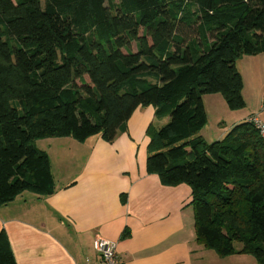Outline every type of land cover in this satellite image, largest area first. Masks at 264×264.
Instances as JSON below:
<instances>
[{"label":"trees","instance_id":"1","mask_svg":"<svg viewBox=\"0 0 264 264\" xmlns=\"http://www.w3.org/2000/svg\"><path fill=\"white\" fill-rule=\"evenodd\" d=\"M261 53L264 0H0V206L52 193L36 140L111 143L151 106L165 122L145 130L146 172L190 188L196 242L264 264L262 139L248 120L199 135L202 97L242 109L235 62ZM0 264H15L3 232Z\"/></svg>","mask_w":264,"mask_h":264},{"label":"crops","instance_id":"2","mask_svg":"<svg viewBox=\"0 0 264 264\" xmlns=\"http://www.w3.org/2000/svg\"><path fill=\"white\" fill-rule=\"evenodd\" d=\"M235 67L242 83H264V53L242 56ZM153 112L138 107L111 143L99 135L82 143L70 137L36 140L55 146L58 162L55 169L49 158L51 194L25 191L0 206V233L15 264L92 263L96 236L116 243L120 264H257L249 255L219 257L199 245L190 188L164 186L146 172L145 130L165 122L155 121ZM253 115L231 117L230 128Z\"/></svg>","mask_w":264,"mask_h":264},{"label":"rangeland","instance_id":"3","mask_svg":"<svg viewBox=\"0 0 264 264\" xmlns=\"http://www.w3.org/2000/svg\"><path fill=\"white\" fill-rule=\"evenodd\" d=\"M131 50L135 51V45H131ZM245 76V75H244ZM246 78V77H244ZM87 80V78H86ZM246 80V79H245ZM244 80V82H245ZM243 82V83H244ZM241 96L244 102V107L237 111H230L227 108L225 101L223 100L220 94H208L202 97V103L205 110L206 115V123L204 127L200 130L199 135L208 143L217 141V136L223 135L228 132V129L231 126L230 119L231 117H238L239 115L246 116L250 112H254L257 115H262L260 107V97H264V83H253L252 81H247L246 84L242 86ZM259 97V98H258ZM258 110V111H257ZM227 117V118H226ZM244 118V117H243ZM243 122V121H241ZM240 123V122H239ZM72 139V138H71ZM36 142V141H35ZM36 148L44 150L43 152H47L49 166L50 161L49 158H52L51 164L56 169L58 157L55 155L57 149L55 146H49V143H40L36 142ZM240 247L239 244H235V248L238 249Z\"/></svg>","mask_w":264,"mask_h":264},{"label":"built area","instance_id":"4","mask_svg":"<svg viewBox=\"0 0 264 264\" xmlns=\"http://www.w3.org/2000/svg\"><path fill=\"white\" fill-rule=\"evenodd\" d=\"M260 112L264 116V100L261 102ZM248 121L257 130L264 143V121L258 115L250 116ZM92 250L95 254V260L92 263L83 264H120L116 255L115 242L96 236L92 241Z\"/></svg>","mask_w":264,"mask_h":264}]
</instances>
